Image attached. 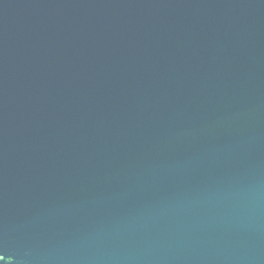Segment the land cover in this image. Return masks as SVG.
Listing matches in <instances>:
<instances>
[{"label": "water", "instance_id": "1", "mask_svg": "<svg viewBox=\"0 0 264 264\" xmlns=\"http://www.w3.org/2000/svg\"><path fill=\"white\" fill-rule=\"evenodd\" d=\"M0 264H264V0H0Z\"/></svg>", "mask_w": 264, "mask_h": 264}]
</instances>
